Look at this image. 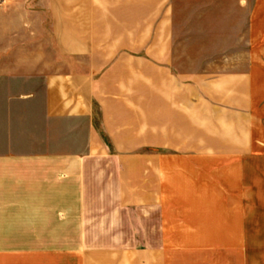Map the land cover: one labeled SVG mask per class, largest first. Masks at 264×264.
<instances>
[{
    "label": "crops",
    "instance_id": "0c3cea01",
    "mask_svg": "<svg viewBox=\"0 0 264 264\" xmlns=\"http://www.w3.org/2000/svg\"><path fill=\"white\" fill-rule=\"evenodd\" d=\"M9 188L79 238L2 264H264V0H4Z\"/></svg>",
    "mask_w": 264,
    "mask_h": 264
},
{
    "label": "rangeland",
    "instance_id": "374dc122",
    "mask_svg": "<svg viewBox=\"0 0 264 264\" xmlns=\"http://www.w3.org/2000/svg\"><path fill=\"white\" fill-rule=\"evenodd\" d=\"M2 192L3 190L0 189V199ZM7 195H10L7 199H12L13 202L0 203V264H2L3 252L7 250L15 254L19 251L25 254L34 251L36 246L64 245L79 238L75 230L77 225L73 222L71 225L66 223L63 210H57L60 205L33 202L35 199L33 188H9ZM19 195H23L26 202L13 197ZM133 232L117 231L119 235L115 237L134 240L138 237L130 234Z\"/></svg>",
    "mask_w": 264,
    "mask_h": 264
},
{
    "label": "built area",
    "instance_id": "2783aa9c",
    "mask_svg": "<svg viewBox=\"0 0 264 264\" xmlns=\"http://www.w3.org/2000/svg\"><path fill=\"white\" fill-rule=\"evenodd\" d=\"M4 0H0V4L3 2Z\"/></svg>",
    "mask_w": 264,
    "mask_h": 264
}]
</instances>
